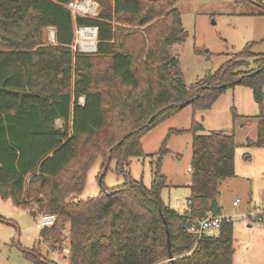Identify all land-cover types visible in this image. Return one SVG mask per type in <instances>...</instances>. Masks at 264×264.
Returning a JSON list of instances; mask_svg holds the SVG:
<instances>
[{"label": "trees", "instance_id": "16d2710c", "mask_svg": "<svg viewBox=\"0 0 264 264\" xmlns=\"http://www.w3.org/2000/svg\"><path fill=\"white\" fill-rule=\"evenodd\" d=\"M70 1L0 0V197L34 218L57 214L40 239L66 240L70 248L65 261L37 248L25 254L35 264H232L233 220L200 238L190 226L208 212L221 214L212 179L234 175V129L199 133L203 123L196 119L189 129H170L193 134L197 169L184 212L161 197L166 143L150 187L127 173L123 185L103 186L87 199L80 194L98 157L102 182L112 159L123 171L131 156L144 154L142 137L158 123L187 104L209 108L238 83L253 89L260 107L257 136L248 144L264 147V53L248 43L188 85L171 49L187 34L177 0H97L96 15L74 12ZM256 1L264 14L263 0ZM76 25L97 27L96 51L73 48ZM47 27L55 30L53 42L44 41Z\"/></svg>", "mask_w": 264, "mask_h": 264}, {"label": "rangeland", "instance_id": "374dc122", "mask_svg": "<svg viewBox=\"0 0 264 264\" xmlns=\"http://www.w3.org/2000/svg\"><path fill=\"white\" fill-rule=\"evenodd\" d=\"M90 1L96 3V11L80 13H99L102 5L97 0ZM176 6L181 12L187 34L183 42L173 43L171 49L180 59L188 85L215 71L248 43H252L254 52L264 53V14L257 12L261 7L256 0H177ZM54 39V28L47 27L44 41L53 42ZM84 39L81 33L75 31L73 48L92 51L81 46V40ZM92 40L88 48L96 51L97 30ZM196 48L204 51L198 53ZM259 113L260 107L253 89L242 83L227 87L209 108L194 109L192 104H187L142 137L144 154L131 156L125 170H119L117 159H112L102 182L103 160L98 157L88 171L80 198L87 199L99 194L103 186L112 188L123 185L127 181V173L150 187L156 170L157 152L166 143L169 152L162 158L161 165L166 185L161 191V197L167 205L184 212L188 207L192 178L197 169V166L195 170L192 169L193 134L191 131L171 133L170 129H189L193 119L203 123L199 133L234 129L237 143L234 175H228L222 180L213 177L212 181L219 191L217 200L221 211L233 220L235 253L232 264H264V220L248 218L244 221L240 216L264 209V147L248 144V139L257 136L256 116ZM62 123L61 119L56 120L57 126H62ZM202 178H205V174ZM237 198L240 201L234 204ZM31 211L16 206L11 199L0 197V264H35L25 254V250L33 248L43 254L49 252L50 257L58 261H65L62 246L68 242L63 240L62 244L50 245L40 239L41 231L35 226ZM68 227L66 221L61 227V233L67 235Z\"/></svg>", "mask_w": 264, "mask_h": 264}, {"label": "built area", "instance_id": "2783aa9c", "mask_svg": "<svg viewBox=\"0 0 264 264\" xmlns=\"http://www.w3.org/2000/svg\"><path fill=\"white\" fill-rule=\"evenodd\" d=\"M68 5L77 12L80 11H88L95 12L97 5L95 2H91L90 0H71ZM91 26L78 25L76 26V33H81L83 28H89ZM82 46V40H81ZM85 50H93L89 48H85ZM240 200L237 198L234 200V204H238ZM244 221L248 218H252L255 220H264V209H259L257 212L242 214L240 215ZM57 219V214L52 212H41L34 218V224L37 228L41 229L45 226L52 225ZM224 220H232L230 215L223 214H214L212 212H208L205 216L198 218L191 226L190 230L196 234L197 238H200L204 234H214L216 233L222 225ZM65 254H68L70 248L68 244H64L62 247ZM169 259V258H168Z\"/></svg>", "mask_w": 264, "mask_h": 264}, {"label": "bare ground", "instance_id": "6f19581e", "mask_svg": "<svg viewBox=\"0 0 264 264\" xmlns=\"http://www.w3.org/2000/svg\"><path fill=\"white\" fill-rule=\"evenodd\" d=\"M96 35V30L95 27H89V28H83L81 30V37L86 38L82 40V47H87L91 45V42L94 41L92 40V37H95ZM94 46V44H93Z\"/></svg>", "mask_w": 264, "mask_h": 264}, {"label": "water", "instance_id": "95a60500", "mask_svg": "<svg viewBox=\"0 0 264 264\" xmlns=\"http://www.w3.org/2000/svg\"><path fill=\"white\" fill-rule=\"evenodd\" d=\"M92 27H95V26H92ZM96 30H97V27H95ZM55 32V30H54ZM95 50V49H94ZM93 51V50H92ZM168 248H169V259L173 260L175 257L173 256V253L171 252V243L170 241L168 240Z\"/></svg>", "mask_w": 264, "mask_h": 264}, {"label": "crops", "instance_id": "0c3cea01", "mask_svg": "<svg viewBox=\"0 0 264 264\" xmlns=\"http://www.w3.org/2000/svg\"><path fill=\"white\" fill-rule=\"evenodd\" d=\"M221 214L225 215L222 211H221ZM63 255H64V253H63ZM165 262H166V260H163V261L158 262L157 264H164Z\"/></svg>", "mask_w": 264, "mask_h": 264}]
</instances>
